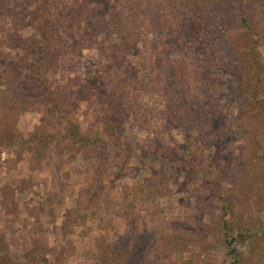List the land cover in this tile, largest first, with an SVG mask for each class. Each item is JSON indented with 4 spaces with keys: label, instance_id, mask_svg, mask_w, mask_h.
<instances>
[{
    "label": "rangeland",
    "instance_id": "rangeland-1",
    "mask_svg": "<svg viewBox=\"0 0 264 264\" xmlns=\"http://www.w3.org/2000/svg\"><path fill=\"white\" fill-rule=\"evenodd\" d=\"M100 13L105 30L96 28ZM176 15L184 30L168 40L159 22ZM46 21L58 34L41 72L58 102L51 113L19 68L40 65L24 51L43 40ZM81 22H93L90 35ZM262 74L264 0H0V264H96L114 244H131L128 264H234L233 238L242 252L235 264H264ZM104 87L123 105L115 140L103 125ZM186 99L196 105L193 134L218 138L198 175L186 171L196 152ZM65 114L103 145L73 150ZM32 135L57 141L45 147ZM107 154L104 185L91 194ZM212 166L229 202L218 198ZM159 178L168 185L159 207H132L135 191ZM106 258L120 261L109 249Z\"/></svg>",
    "mask_w": 264,
    "mask_h": 264
},
{
    "label": "trees",
    "instance_id": "trees-1",
    "mask_svg": "<svg viewBox=\"0 0 264 264\" xmlns=\"http://www.w3.org/2000/svg\"><path fill=\"white\" fill-rule=\"evenodd\" d=\"M145 1H152V0H145ZM51 2L52 1H48L45 4H42L41 7V12L47 13L50 11L51 9ZM34 14V13H33ZM102 13H100L99 15H101ZM34 15H37L36 13ZM103 16V17H102ZM175 18L165 22V21H160V26L162 27L164 33H166L167 39L168 40H175L177 38V34L179 33H183L182 30H184V23H182V18L181 16H174ZM243 22L244 24H246L247 22V17L245 16V14L243 13ZM37 26L39 25V22L36 21ZM98 23V29H107L110 25L107 20V18L104 15L99 16V20L97 21ZM96 23V24H97ZM91 25H93V22H87V24H79L78 25V29H80L81 31H83L85 34L90 35V31L92 30ZM69 27H73V29H76V25H69ZM93 28V29H96ZM39 29V28H38ZM43 40L38 42L36 44V48L34 49V51L32 49H26L24 51V53H28V54H32L35 53L38 56V61L40 62V65H38L36 68L34 67H28L26 66V68H22L21 65L19 66V68H21V72H25L27 73V77L29 78V76L32 78V83L34 84L35 87H37L39 89V91L41 92V94L43 93V97L45 98L44 102H46L47 104V108L49 113H51L52 111H54L55 106L58 104L57 100L55 99V91L53 90V88H51L49 86L48 80L45 78L44 75H42V70L46 71L48 70V66H47V60L49 55L51 54V47H53V43L54 40H56L58 38V34H55L52 32V28L50 27V23L48 21L45 22V24L43 25L42 29L39 30ZM93 32V31H92ZM179 36V35H178ZM184 41V40H183ZM254 65L259 66L261 64L260 59L256 56L255 52H252V54H250ZM144 67V71L146 73H149V70L146 68V66ZM183 68V67H182ZM9 71V69H7V72ZM186 73H190V70L187 68V70L185 71ZM29 73V75H28ZM185 76L188 77V75L185 74ZM260 77L262 78L259 82H257V84L255 85V91H260L261 87L263 86L264 83V76L263 74L260 75ZM172 82L175 79V76L172 78ZM9 83V82H6ZM8 87V86H7ZM18 89L15 91L17 94L18 93H23L22 92V87L21 86H17ZM103 94H101L100 96V100L102 101L103 105H104V110L106 111L105 113V119L103 121V125L106 127V129L108 130V135H110V137L115 140L117 137V129L121 126L120 124V113L122 111V104H117V102L114 101V103L112 104L111 102H109V96L106 93V88H102ZM187 98V97H186ZM191 100L186 99V103L189 105V107L187 109H183L184 113H183V118L186 122V125L188 127V130L190 131V136H189V143L195 147L196 152L193 155V161L190 164V166H188L186 168V171L190 174H199V171L201 169H199L200 165V160L202 158V155L205 153V151L213 148L214 146H216L217 142H218V138L216 133H212V134H206L204 132H201L200 134L196 135L193 134L195 133L196 130V126L194 123V119L195 115H197V111H196V105L193 104L191 106V104H189ZM259 105L261 104L260 102H258ZM261 108H263L264 110V105L260 106ZM120 113H119V111ZM182 114V110L179 112V116ZM197 117V116H196ZM65 120L67 121V123L69 124V127L67 128V132H66V139H70L73 143H74V147L73 150H75L78 146L79 147H88V146H92V145H103L104 141L101 139V137H95V136H91L90 137H85L84 134L78 129L76 128L74 125H72V120L65 114ZM61 136V135H60ZM13 139H15L14 137L10 138L9 140V144L8 145H13L16 144ZM57 138L49 141V140H41L39 139V137L37 135H32L29 138V142H39V144L44 145L45 147H48L49 145L55 143V141ZM22 141V140H21ZM24 141V140H23ZM38 144V145H39ZM110 158V156L107 154L105 157L99 159L96 161V166L94 169V176H93V181H94V185L90 188L89 192L92 194H96V191L99 190V188L101 186L104 185V180L106 178L107 175V167L105 166L106 161H108ZM109 162V161H108ZM215 168H213V166L210 169V174H211V181L214 183L216 182V190L219 194V197L222 201H228L229 202V198L228 196H230V194L227 193L225 186H224V182H223V178H221V174L219 172V170H214ZM218 179L220 181V183H218ZM159 186L157 187H152L150 188L149 185L145 184L143 186H141L140 188H138L135 193H134V203L131 204L132 207H135V205L140 206L141 208H146L148 211L158 208L159 207V198L162 197L164 195V193L168 190V185L163 182V178H159ZM163 182V183H162ZM147 192V196L143 197L142 194L143 192ZM99 193V191H98ZM227 210V208H226ZM143 218L139 219L136 218V220L141 221ZM226 226L228 227V223H226ZM229 232V231H228ZM238 243V239L237 238H233L230 241V244L232 246H234V248L231 251V255H233V257L235 258V263H238L241 256H242V252L238 249V247H236L235 244ZM115 244L107 247V248H102L100 250V254L98 255V257L96 258V264H107L106 260L108 258H106V249H109V251H111L115 256L119 257L118 262H116L115 260L113 261L115 264H128L130 262V260L126 259L125 256V252L129 251V247L132 246L131 244L126 246V248L123 249H116L115 248ZM123 255V256H122ZM110 260L114 259L109 258ZM118 259V258H115ZM100 262V263H99ZM234 263V264H235Z\"/></svg>",
    "mask_w": 264,
    "mask_h": 264
}]
</instances>
